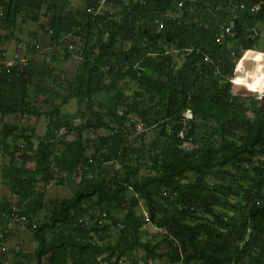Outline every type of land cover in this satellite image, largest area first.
Wrapping results in <instances>:
<instances>
[{
  "label": "trees",
  "instance_id": "1",
  "mask_svg": "<svg viewBox=\"0 0 264 264\" xmlns=\"http://www.w3.org/2000/svg\"><path fill=\"white\" fill-rule=\"evenodd\" d=\"M99 2L83 0L72 8L70 0H0V40L12 39L19 21L42 17L46 24L39 27L51 44L71 39L63 60L79 59L72 78L58 83L66 86L65 95L34 86L29 60L24 67L0 64V114L47 119L36 145L32 128L0 129L8 157L2 179L36 225L26 232L36 243L33 252L11 264H264V101L228 82L242 50L258 45L253 32L264 25V0ZM226 27L231 34L216 43ZM35 45L25 46V56ZM52 71L43 72L49 77ZM130 85L136 90L127 96ZM102 94L109 96L106 102L96 100ZM46 95L59 103L42 113L36 102ZM70 100L80 111L76 126L61 113ZM188 108L191 121L182 115ZM130 115L145 127L155 124L158 134L148 149L127 142ZM101 130L108 134L98 136ZM88 135L97 136L89 160ZM96 159L118 162L121 169L108 179H85L93 164L101 168ZM141 168L150 172L141 175ZM77 175L80 187L67 198L44 201L37 189ZM11 203L0 202V216ZM46 203L47 216L35 221ZM140 203L145 218L135 213ZM114 212H124L123 219ZM102 220L111 223L101 226ZM146 224L161 232L158 241H141ZM110 228L115 242L106 240Z\"/></svg>",
  "mask_w": 264,
  "mask_h": 264
},
{
  "label": "rangeland",
  "instance_id": "2",
  "mask_svg": "<svg viewBox=\"0 0 264 264\" xmlns=\"http://www.w3.org/2000/svg\"><path fill=\"white\" fill-rule=\"evenodd\" d=\"M70 4L72 8H80L83 5V0H70ZM39 24L45 25L46 19L39 17L37 23H33L30 21H25L24 24H21V22H18V25L16 29L14 30V37L9 40H0V53L1 51H4L6 53L7 57L11 56L12 49L17 43L22 44L23 46L26 45H33L37 44L40 46V49L38 51L31 52L26 55L28 60L30 61L31 68L33 69V72L35 73V77L32 80V84L34 86L39 85L43 86L46 89L55 91L61 95H65L67 93L66 86L62 85L61 87L58 85L60 81L63 79L70 80L73 76V73L79 63V59L77 56L72 55L68 60H63L62 53L63 48L67 47L69 44L70 37H63L62 42L59 43V46H54L51 44V42L48 39V35L44 32V30L40 29ZM0 31V38L3 37L5 32L1 33ZM253 35L259 36V42L256 48H259L261 50H264V25L263 24H256L254 28ZM54 57L56 59V62L51 60V57ZM50 68L53 67V71L50 73L49 77L46 76V73L43 72L44 68ZM254 65L251 62L245 63V70L251 71L253 69ZM56 77H58V80H56ZM63 80V81H64ZM245 89V88H244ZM136 89L130 85L127 91L124 92L125 95L130 96L134 93ZM246 90V89H245ZM33 88H29V93L32 96L33 95ZM47 99V102H43V100ZM109 99V96L107 95H99L96 97L97 101L100 102H106ZM55 103L58 104L59 100H56L54 98H51L50 95L46 96H39L36 106L39 111L47 112L50 109V104ZM61 113L63 117L68 120L73 126L78 125L81 122L80 119V111L78 110V107L76 106V103L74 100L68 101V103L61 107ZM133 115H130L129 118H131ZM47 119L45 115H41L38 119L31 117H20V116H13V115H6L3 116L0 114V129L3 125V123H9V124H17V126L21 127H28V129H33V137L32 142L34 145H36L39 140L42 139L45 133V127H46ZM31 127V128H30ZM127 142L133 146V147H142L145 149H148V145L150 142L154 140L156 135L158 134V130L156 129L155 124L152 127H145V130L143 131L141 138H138V136H134L133 133H130V130L127 125ZM126 133V132H125ZM108 133L101 130L98 132V136H105ZM203 134V127L199 130V135ZM88 139L93 140V142H89L88 149L86 151V156L88 160L91 158V155L94 150V146L96 145V135H88ZM74 137L73 135H68L67 139L72 140ZM193 145L191 144H184L183 147L187 149H191ZM132 159L135 157V155L130 156ZM100 161V169L97 166V162L93 164L91 169V173H87L84 177L85 179H99L100 177H104L108 179L113 172H116L121 169V164L118 162H104L101 159H96ZM145 163H147L146 157H144ZM8 164V157L3 152L0 151V202L4 199L9 202H14L16 199L13 196H10L4 181L2 179V169L4 165ZM150 171L146 168H141L140 174L146 175ZM102 174V176L100 175ZM82 175V174H80ZM81 176L77 175L75 178H71V181L67 182L64 185H54V183H51L50 185L42 188L41 185H38L37 189H42L44 191V201L52 200L55 198H67L69 197L73 192H75L79 186ZM46 209L42 210L37 214V217L34 219L35 221H41L44 220V218L47 216V212L49 209V205L46 203ZM135 213L139 217L145 218L147 216L146 209L142 203L136 208ZM124 212H114V217L116 219L122 220L124 217ZM93 223V222H92ZM91 223V224H92ZM110 221H101L100 225L110 224ZM16 234V233H15ZM28 235H16L13 238H8L6 241L7 248V264H11L13 259L17 258V256L20 258L21 255H25L26 257L30 256L33 252L36 243L31 237L30 233H24ZM108 238L106 240H109L110 242H115L117 233L115 228H110L108 231ZM161 232L158 231L155 227H153L150 224H146L141 228V234L140 238L142 242L150 241L151 243H154L160 239ZM105 240V241H106ZM150 264H165L164 261H152L149 262Z\"/></svg>",
  "mask_w": 264,
  "mask_h": 264
},
{
  "label": "built area",
  "instance_id": "3",
  "mask_svg": "<svg viewBox=\"0 0 264 264\" xmlns=\"http://www.w3.org/2000/svg\"><path fill=\"white\" fill-rule=\"evenodd\" d=\"M105 1L107 0H100L99 2L100 5H102ZM112 1H116V0H112ZM251 11H254V12L257 11V6L253 7ZM1 13H2V8L0 7V15ZM223 34L230 35L231 34L230 27H226L224 29V32L216 37L215 39L216 43H218V41L219 43L222 42ZM38 49H39L38 46L35 45L34 50L36 51ZM25 51H26L25 46H23L20 43L17 44L12 50L10 57H7L5 53L1 54V57L3 58V60L0 62V64L4 68L12 67L14 65H18L19 67L26 66L28 58L25 56ZM236 75L243 76V71L241 73H237ZM130 122L132 124V128H133L132 133L134 136H137L143 133V131L145 130V126L142 120L140 119V117H138L137 115H133L130 118ZM179 137H182V132L179 133ZM1 217L4 219V225L0 227V240H3L4 237L13 235L15 233L29 232V230L34 229L36 226L34 223H30L27 220V218L20 212V205L16 202L11 203L8 209V212L0 216V218ZM3 251H4L3 247L0 246V264H7V260L1 257V254L3 253Z\"/></svg>",
  "mask_w": 264,
  "mask_h": 264
},
{
  "label": "clouds",
  "instance_id": "4",
  "mask_svg": "<svg viewBox=\"0 0 264 264\" xmlns=\"http://www.w3.org/2000/svg\"><path fill=\"white\" fill-rule=\"evenodd\" d=\"M246 62L254 65L251 71H245ZM242 71L243 76L236 75ZM228 82L234 87H243L254 94L256 101H264V50L251 47L243 49L242 56L233 70V76L228 78ZM182 115L185 121L195 118L190 108L185 109Z\"/></svg>",
  "mask_w": 264,
  "mask_h": 264
},
{
  "label": "crops",
  "instance_id": "5",
  "mask_svg": "<svg viewBox=\"0 0 264 264\" xmlns=\"http://www.w3.org/2000/svg\"><path fill=\"white\" fill-rule=\"evenodd\" d=\"M5 124H9V123H3V125H5ZM2 125V126H3ZM2 128V127H1ZM28 128V127H27ZM31 128V127H30ZM8 142V141H7ZM0 151L1 152H3V150H2V147H0ZM16 235H28V234H24V233H16V234H14V235H12V236H10L11 238H13V237H15ZM6 242H4L3 244H2V247H3V249H4V251H3V253H5V257L7 256V248H5V246H6V244H5Z\"/></svg>",
  "mask_w": 264,
  "mask_h": 264
},
{
  "label": "bare ground",
  "instance_id": "6",
  "mask_svg": "<svg viewBox=\"0 0 264 264\" xmlns=\"http://www.w3.org/2000/svg\"><path fill=\"white\" fill-rule=\"evenodd\" d=\"M2 10H3V8H2Z\"/></svg>",
  "mask_w": 264,
  "mask_h": 264
}]
</instances>
